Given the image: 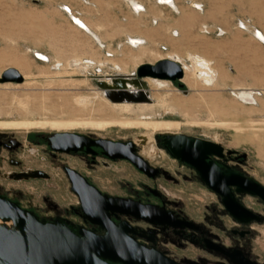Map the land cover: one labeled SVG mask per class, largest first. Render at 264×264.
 <instances>
[{"label": "rangeland", "instance_id": "rangeland-1", "mask_svg": "<svg viewBox=\"0 0 264 264\" xmlns=\"http://www.w3.org/2000/svg\"><path fill=\"white\" fill-rule=\"evenodd\" d=\"M139 1L161 17L158 25L151 23L150 16L146 26L145 19L140 21L139 16L132 15L123 0H0V133L72 132L136 141L149 132L147 148L163 130L152 131L125 122L174 121L179 127L170 130L172 134L204 138L225 149L246 153L242 170L264 185V146L246 127L252 123L257 133L264 135V42L255 37L257 30L264 34V0H193L200 3V11L185 0H172L178 12L168 3ZM182 14L187 18L181 19ZM130 15L138 26L124 21ZM74 17L88 21L100 40L77 28L71 20ZM173 27L180 30L177 38L171 35ZM127 35L142 36L146 41L141 48H132ZM34 50L46 55L48 61L40 60ZM146 51L150 55L145 54L140 61L134 56ZM172 51L208 55L213 65L226 74V82L210 88L200 83L189 85L184 70L183 78L169 81V87L156 90L148 85L152 110L147 115L137 112L141 103H131L128 108L112 103L95 82L97 72L100 79L118 73L136 74L143 64L169 59ZM72 58L93 59L94 64L81 70L67 65ZM171 60L191 65L186 53L181 59L176 56ZM57 62L66 67L53 69ZM9 68L16 69L22 80L2 81ZM240 89L257 92L256 104L235 97L233 92ZM164 97L182 98L192 105L180 109L163 103ZM63 124L66 127H56ZM159 151L157 163L173 169L178 166L164 150ZM137 177L132 174L127 178L135 182ZM180 190L172 191L181 195L190 209L198 206L186 187ZM244 201L264 216L260 200L248 197ZM253 227V254L264 262V222Z\"/></svg>", "mask_w": 264, "mask_h": 264}, {"label": "flooded vegetation", "instance_id": "flooded-vegetation-1", "mask_svg": "<svg viewBox=\"0 0 264 264\" xmlns=\"http://www.w3.org/2000/svg\"><path fill=\"white\" fill-rule=\"evenodd\" d=\"M59 133H0V199L77 236H104L113 228L129 244L146 247V264H264L252 247L253 224L264 216L244 201L264 204L248 190L264 185L242 170L246 153L186 134L221 149L209 153L181 142L176 155L164 133L147 148L148 133L136 141ZM159 148L175 169L157 163ZM132 174L135 182L127 178ZM183 187L198 206L190 209L172 191ZM140 206L158 222L134 217L130 208ZM3 226L13 221L0 216Z\"/></svg>", "mask_w": 264, "mask_h": 264}, {"label": "water", "instance_id": "water-1", "mask_svg": "<svg viewBox=\"0 0 264 264\" xmlns=\"http://www.w3.org/2000/svg\"><path fill=\"white\" fill-rule=\"evenodd\" d=\"M184 76L180 64L164 59L156 64H143L132 75H112L111 83L95 79L96 84L105 90L112 102H146L150 103L148 84L145 77L165 79L176 82ZM2 81H21L19 72L10 68L2 75ZM132 83L136 92L127 89ZM183 87V83H178ZM165 134V133H164ZM61 137L76 136L72 132H61ZM172 150L179 155L177 148L181 142H187L196 148L214 152L218 145L200 139L181 135L165 134ZM221 149V148H220ZM251 193L258 194L264 200V188L252 183ZM238 208V203L232 200ZM0 216L12 220L13 226L0 227V264H146V247L142 244H129V238L122 237L115 229H108L104 236L81 232L77 236L68 229L55 224L41 223L36 217L21 212L8 201L0 199ZM133 216L138 219L156 223L154 218L146 215V207H131ZM95 221V220H93ZM98 221V220H97ZM96 222V221H95ZM113 224V223H112ZM122 234V233H121Z\"/></svg>", "mask_w": 264, "mask_h": 264}, {"label": "bare ground", "instance_id": "bare-ground-1", "mask_svg": "<svg viewBox=\"0 0 264 264\" xmlns=\"http://www.w3.org/2000/svg\"><path fill=\"white\" fill-rule=\"evenodd\" d=\"M127 6L129 7L130 11L132 12V15L134 14L135 16H139L140 21H142L143 19H145L146 21V26H147V18H155V19H151V23L152 24H156L158 25L159 21L161 20V17L158 16L157 14H155L154 12L146 9L145 6H143L142 3H140L139 0H123ZM186 3L189 4V6L195 10H201V5L200 3H198L197 1H193V0H185ZM156 4H167L176 12H178L179 7H177V5L174 3V1L172 0H155ZM63 7V6H62ZM189 7V8H190ZM67 8V7H66ZM183 10V9H182ZM203 10V9H202ZM67 12V11H66ZM181 14V11H180ZM179 14V15H180ZM125 16L126 20L128 24H132L133 26H138V22H135L132 20L131 16ZM180 18V16H179ZM187 17L182 14L181 15V19H186ZM123 19V18H122ZM72 22L74 23V25L83 30L84 32L90 34L92 37H94L97 41L100 40L99 36L96 35V32H94L88 21H86L84 18L82 17H74L71 19ZM207 27V26H205ZM203 28V31H207L206 28ZM183 28V27H182ZM249 28V27H248ZM180 31V30H179ZM179 31L176 27H173L171 30V35L174 36L175 38H177V36L179 35ZM256 35V40L258 42H264V34L257 30L255 31ZM171 36V37H172ZM254 36V35H253ZM102 40V39H101ZM127 43L132 47V48H136L139 49L143 46L144 42L146 41L144 37L142 36H133V35H127ZM33 53L42 61L47 62L49 58H47L46 55L38 52V51H33ZM186 53V57H188L190 59L191 65H185L183 64V66L181 65L183 72L184 70L186 71L188 77H186L185 81L189 84V85H195L196 83H200L202 86L206 87V88H210V87H214L216 85H220L224 82H226L225 78H226V74L222 73L221 71L218 70V68H216L213 65V62L209 59V56L203 53H198V52H194V51H187L184 52ZM182 53V54H184ZM148 56L150 54L147 55V51L145 52H141L140 54H135L134 56H136V58L138 59V61L142 60L143 57ZM181 53H177L176 51H172L170 53H168V57L169 60H171L172 58L176 60V56L177 58L181 59ZM151 58V57H150ZM171 58V59H170ZM73 61L68 62L67 65H72L75 67H82L81 70H85L87 69L88 66L94 64V60L93 59H89V58H72ZM145 59V58H144ZM147 59V58H146ZM149 59V58H148ZM174 61V60H173ZM176 62V61H174ZM178 63V62H177ZM96 64V63H95ZM180 64V63H178ZM100 65V64H99ZM63 66H65L64 63H59L57 62L56 64L53 65V69L55 70H60ZM66 67V66H65ZM117 68L120 69V67L118 65H116ZM10 69V68H9ZM8 70V69H7ZM97 72V71H96ZM100 73V72H99ZM123 73V72H122ZM20 74V73H19ZM120 75H123L121 73H118ZM192 76L193 81H191L189 76ZM22 76V75H21ZM98 76H100L97 72L96 77L99 80L100 78H98ZM23 78V76H22ZM101 80H104L107 83H111V78H103ZM147 84L151 85L152 87H154L156 90L161 89V88H165V87H169V80H165V79H158V78H149L147 80ZM226 85V84H224ZM127 89L130 90L131 92H136L137 88H135V86L132 83H127ZM104 95L107 97L105 90H102ZM235 97H237L240 101L244 102V103H249V104H256V93L254 90L251 89H240V90H236L235 92H233ZM258 94V93H257ZM151 101L152 98L150 96V91L148 93ZM109 99V98H108ZM110 100V99H109ZM238 100V101H239ZM111 101V100H110ZM112 102V101H111ZM163 103H166L167 105H171V106H175L178 107L180 109H187L189 106L192 105L191 102H188L184 99H180L178 97H164L162 99ZM112 103H122L124 104L123 106L125 108H128V106H131V103L133 102H127V101H123V102H112ZM141 103V107L138 108L137 112L140 113L141 115H147L149 114V112L152 110V108L149 107V103L146 102H138ZM240 103V102H239ZM264 107V103L261 104ZM164 106V105H162ZM253 110V109H252ZM249 111V110H248ZM250 113V111H249ZM128 125H135L138 128H144V129H148V130H152V131H158V130H163L161 132L165 133V134H172L173 130L175 128L179 127V123L178 122H174V121H156V120H151V121H140V120H136V121H132V122H125ZM96 124V123H95ZM7 125V124H6ZM5 125V126H6ZM97 125V124H96ZM95 125V126H96ZM105 124H99L97 126H102ZM13 126V125H12ZM15 126V125H14ZM28 126V125H27ZM68 126V125H67ZM237 126V125H236ZM256 125H253L252 123H248L246 125V127L248 128L249 132L251 134H253L254 136H256L257 138H259L260 140V144L262 146H264V135L261 134L259 135L255 128ZM20 127V125H19ZM57 128H62V127H66L63 125H57ZM244 129V128H243ZM260 132V131H259ZM149 133V132H148ZM150 133H154V132H150ZM256 138V139H257ZM260 155V154H259Z\"/></svg>", "mask_w": 264, "mask_h": 264}]
</instances>
